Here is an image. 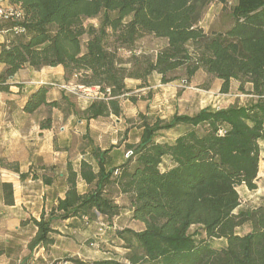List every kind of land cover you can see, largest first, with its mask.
<instances>
[{
  "label": "trees",
  "instance_id": "trees-1",
  "mask_svg": "<svg viewBox=\"0 0 264 264\" xmlns=\"http://www.w3.org/2000/svg\"><path fill=\"white\" fill-rule=\"evenodd\" d=\"M9 3L12 12L0 19V32L5 34L0 45L1 93H11L12 79L24 68L41 71L61 66L67 85L98 90L99 97L82 112L87 123L121 117V99L130 92L126 81L141 80L142 89L154 73L161 76L162 84H169L184 70L186 83H191L203 70L222 82L221 93H230L232 82L237 81L239 91L252 98L247 105L206 108L193 116H175L169 123L144 121L140 141L126 144L131 155L122 165L108 168L110 149L94 151L97 172L86 159L81 161L80 176L90 188L85 194L78 191L79 174L68 163L65 198L49 214L22 222H33L38 228L28 245L30 253L41 247L50 252L57 233L52 227L54 218L92 222L102 216L113 225L122 208L111 194L117 188L127 196L133 219L144 225L140 231L128 228L117 233L129 250L127 260L67 258L50 264H264V207L236 212L242 204L238 188L258 189L262 161L264 0H235L232 5L230 0ZM213 4L230 14L232 24L224 31L207 33L200 23ZM99 17V27L86 26V20ZM146 36L167 40L155 58L134 53ZM122 50L131 56L123 58ZM51 89L41 85L23 111L35 114L45 107L65 117L77 113L65 93L51 100ZM52 123L49 116L41 129H50ZM177 125L189 129L173 143L157 141L160 131ZM165 158L171 167L162 170ZM0 165L19 173L22 180L30 176L20 172L18 163L0 159ZM44 182L51 184L52 179L45 176ZM3 187L6 205H14L13 185ZM248 223L252 231L239 235L236 230ZM193 227L197 230L192 233ZM212 239H226L227 246L217 249Z\"/></svg>",
  "mask_w": 264,
  "mask_h": 264
},
{
  "label": "rangeland",
  "instance_id": "rangeland-1",
  "mask_svg": "<svg viewBox=\"0 0 264 264\" xmlns=\"http://www.w3.org/2000/svg\"><path fill=\"white\" fill-rule=\"evenodd\" d=\"M230 2L232 5L235 0H230ZM100 23V17L85 21L87 27H99ZM231 24L230 14L224 12L220 4H213L204 16L200 26L209 33L212 31H224ZM166 44V39L146 36L138 41L134 48V53L155 58L158 51L163 49ZM121 54L125 59L131 56V53L126 50H122ZM177 76L178 79L176 81L162 84L161 76L154 73L148 78L147 86L142 89L139 88L140 85L129 83L128 89L130 92L121 99L122 116L119 118L116 116L101 117L87 123L82 112L95 100L96 95L92 91H78L76 94L75 90L64 93L76 105L77 113L70 111L72 114L65 117L62 112L56 109L50 110L44 107L36 113V118L38 120L39 117H43L45 120L49 116L53 118L55 114L58 116V131L63 126H69L68 133L72 144L69 146L71 151L68 155V163H71L73 168H79L80 160H83L81 158L82 155L92 161L94 159L93 153L97 149H110L111 152L113 151L112 154L110 153L111 163L108 165V168H113L122 165L131 155L126 148V144H137L140 141L142 135L140 127L144 121L169 123L175 116H193L206 108L216 110L234 103L247 105L252 99L251 96L239 91V83L237 81L232 82L230 93H221L222 82L208 75L203 70L196 74L191 83H186L184 70H179ZM25 82L29 83L32 80L27 79ZM42 82L51 86L52 90L57 91H61L62 86L66 84L65 81L63 82L59 79L58 72L52 74L50 81L42 80ZM25 85L22 84L20 86ZM249 89L250 86H247V90ZM17 109H19L18 105H16ZM79 120H83V123L79 124ZM188 129L189 127L186 125H177L172 129L160 131L156 139L159 142L173 143L178 136ZM261 149L262 164L260 163L258 189L246 193L241 190L242 204L236 211L237 213L241 211L249 212L254 208L264 207V143H261ZM169 167H171V162L168 158H165L161 169L167 170ZM111 194L116 203L122 207L120 215L114 219L113 225H110L107 219L102 216L96 221L81 220L69 225H65L62 222L63 220L57 218L59 221L54 222L52 226L57 231L53 235L55 244L56 238H58L56 251H53L54 255L52 256L54 244L50 252H44L47 262L44 261L42 256L33 258L37 261V264L63 262L67 258H76L84 262L102 259L127 260L129 250L125 248L124 241L118 237L117 233L128 228L140 231L144 229V225L133 219V211L127 196L122 194L117 188L112 189ZM196 230L197 227H193L191 232L193 233ZM251 231L252 225L246 224L239 228L237 233L245 235ZM211 245L217 249H222L227 246V240L212 239ZM26 254L27 256L30 254L28 246Z\"/></svg>",
  "mask_w": 264,
  "mask_h": 264
},
{
  "label": "crops",
  "instance_id": "crops-1",
  "mask_svg": "<svg viewBox=\"0 0 264 264\" xmlns=\"http://www.w3.org/2000/svg\"><path fill=\"white\" fill-rule=\"evenodd\" d=\"M0 6L9 8V0H0ZM4 41L5 34L0 32V45ZM3 70L4 65L0 63V74ZM54 72H58L59 79L65 81L64 69L61 66L48 67L41 71L27 67L12 79L15 86L11 88V93L0 92V159L18 163L21 173L30 174L28 178L22 180L19 173L0 165V251L2 252L0 264H37V261L33 259L36 256H42L47 262L43 247L27 256L28 243L36 235L38 228L33 223L24 225L22 222L30 218L40 219L43 212L49 214L57 205L58 200L65 198L68 190L67 166L68 155L71 151L69 146L72 144L68 133L69 126H63L58 131V116L54 114L52 127L42 130L41 123L44 118L39 117L37 120V112L27 114L23 111L30 95L41 85H46L42 80L50 81ZM27 79L32 82H25ZM129 83L139 86L141 80L128 79L127 88ZM22 84L26 85L20 86ZM64 92L66 91L62 89L61 91L51 89L49 98L58 100ZM16 105L19 106L17 110ZM78 123L82 124L83 120H79ZM81 158L86 159L83 155ZM86 160L97 172L98 164L95 158L92 161ZM81 161L79 168H74V170L79 174L78 191L85 194L90 188L80 176ZM34 175L38 178L34 179ZM45 176L52 179L51 184L44 182ZM5 183L12 184L14 188L15 204L12 206L5 203L3 187ZM241 190L243 193L251 192L246 186L238 188L239 194ZM81 220L90 222L87 218H71L62 222L69 225ZM57 221L59 220L54 218L52 226ZM56 239L52 256L58 245V238Z\"/></svg>",
  "mask_w": 264,
  "mask_h": 264
},
{
  "label": "built area",
  "instance_id": "built-area-1",
  "mask_svg": "<svg viewBox=\"0 0 264 264\" xmlns=\"http://www.w3.org/2000/svg\"><path fill=\"white\" fill-rule=\"evenodd\" d=\"M11 12H12V9L10 7L9 8H3V7L0 6V19L3 18V17H6V15L8 13H11ZM62 90L63 91H74L75 90L76 91L75 92L76 94L78 93V91H81V92L82 91H88V92L89 91H92L96 95V98H94V99H97L99 97V94H98V90L97 89H91V88L87 89V88H83V87H79L78 88V87H76V86H74L72 84H69V85L65 84V85H63L62 86ZM129 154H131V152H129Z\"/></svg>",
  "mask_w": 264,
  "mask_h": 264
}]
</instances>
